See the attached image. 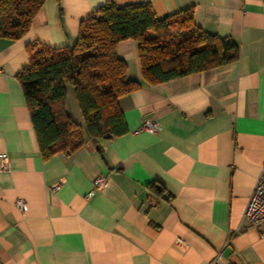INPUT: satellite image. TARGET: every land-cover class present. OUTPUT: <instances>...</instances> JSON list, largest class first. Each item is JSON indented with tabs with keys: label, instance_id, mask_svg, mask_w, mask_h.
Segmentation results:
<instances>
[{
	"label": "crops",
	"instance_id": "1",
	"mask_svg": "<svg viewBox=\"0 0 264 264\" xmlns=\"http://www.w3.org/2000/svg\"><path fill=\"white\" fill-rule=\"evenodd\" d=\"M105 1L44 0L20 39H0V264H264V233L243 216L264 166V0H114L149 2L157 17L193 6L194 22L231 37L238 58L143 82L118 99L126 133L42 160L15 78L25 46L72 45ZM116 53L141 81L136 41L118 42ZM65 109L82 124L71 85ZM146 120L158 129L135 132ZM98 174L108 186L87 198ZM152 180L168 200L148 195Z\"/></svg>",
	"mask_w": 264,
	"mask_h": 264
},
{
	"label": "trees",
	"instance_id": "2",
	"mask_svg": "<svg viewBox=\"0 0 264 264\" xmlns=\"http://www.w3.org/2000/svg\"><path fill=\"white\" fill-rule=\"evenodd\" d=\"M44 0H0V39L18 40L30 28ZM193 6L157 17L149 2L117 5L106 0L80 21L72 45L26 44L28 61L15 74L42 160L70 154L86 140L110 139L127 132L118 99L139 89L224 66L238 58L229 36L210 33L193 20ZM133 39L141 81L127 75L116 53L122 40ZM66 85L74 96L82 124L65 109ZM98 152L101 147L97 145ZM155 200L170 194L158 180L145 184Z\"/></svg>",
	"mask_w": 264,
	"mask_h": 264
},
{
	"label": "built area",
	"instance_id": "3",
	"mask_svg": "<svg viewBox=\"0 0 264 264\" xmlns=\"http://www.w3.org/2000/svg\"><path fill=\"white\" fill-rule=\"evenodd\" d=\"M158 129V124L146 120L141 126L135 130L139 132L141 130H146L149 132H155ZM0 168H8V160L6 153H0ZM109 183V179L106 175L98 174L92 179V186L90 190L86 193V197L89 198L94 195L96 191L104 190ZM244 218L253 227L261 229L264 233V166L260 169V172L255 180L252 190L247 198L244 211ZM178 241H180L178 239ZM208 264H223L219 260V256H215Z\"/></svg>",
	"mask_w": 264,
	"mask_h": 264
},
{
	"label": "water",
	"instance_id": "4",
	"mask_svg": "<svg viewBox=\"0 0 264 264\" xmlns=\"http://www.w3.org/2000/svg\"><path fill=\"white\" fill-rule=\"evenodd\" d=\"M92 141L94 142L95 140L93 139Z\"/></svg>",
	"mask_w": 264,
	"mask_h": 264
}]
</instances>
